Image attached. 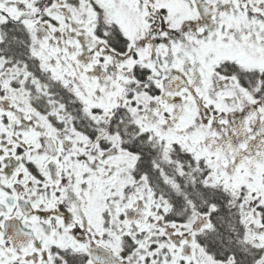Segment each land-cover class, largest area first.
Instances as JSON below:
<instances>
[{
    "label": "snow or ice",
    "instance_id": "1",
    "mask_svg": "<svg viewBox=\"0 0 264 264\" xmlns=\"http://www.w3.org/2000/svg\"><path fill=\"white\" fill-rule=\"evenodd\" d=\"M0 264H264V0H0Z\"/></svg>",
    "mask_w": 264,
    "mask_h": 264
}]
</instances>
